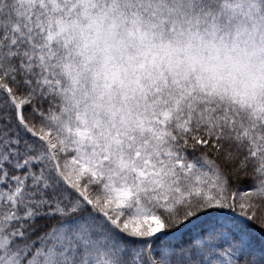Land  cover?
<instances>
[{
  "label": "snow or ice",
  "instance_id": "1",
  "mask_svg": "<svg viewBox=\"0 0 264 264\" xmlns=\"http://www.w3.org/2000/svg\"><path fill=\"white\" fill-rule=\"evenodd\" d=\"M0 264H264V0H0Z\"/></svg>",
  "mask_w": 264,
  "mask_h": 264
}]
</instances>
